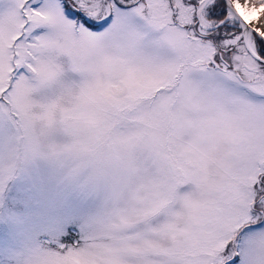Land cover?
Segmentation results:
<instances>
[{
  "label": "snow or ice",
  "instance_id": "snow-or-ice-1",
  "mask_svg": "<svg viewBox=\"0 0 264 264\" xmlns=\"http://www.w3.org/2000/svg\"><path fill=\"white\" fill-rule=\"evenodd\" d=\"M0 264H264V0H0Z\"/></svg>",
  "mask_w": 264,
  "mask_h": 264
}]
</instances>
